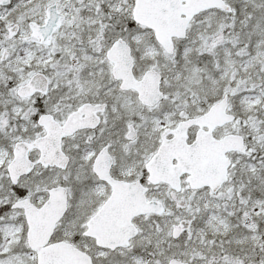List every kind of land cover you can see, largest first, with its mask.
<instances>
[{
    "label": "snow or ice",
    "instance_id": "1",
    "mask_svg": "<svg viewBox=\"0 0 264 264\" xmlns=\"http://www.w3.org/2000/svg\"><path fill=\"white\" fill-rule=\"evenodd\" d=\"M0 264H264V0H0Z\"/></svg>",
    "mask_w": 264,
    "mask_h": 264
}]
</instances>
